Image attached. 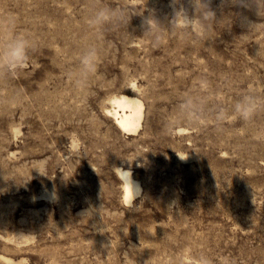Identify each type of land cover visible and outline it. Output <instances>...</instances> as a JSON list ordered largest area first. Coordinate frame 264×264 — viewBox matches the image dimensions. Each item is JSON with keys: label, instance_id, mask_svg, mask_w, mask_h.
<instances>
[{"label": "rangeland", "instance_id": "374dc122", "mask_svg": "<svg viewBox=\"0 0 264 264\" xmlns=\"http://www.w3.org/2000/svg\"><path fill=\"white\" fill-rule=\"evenodd\" d=\"M209 7L186 29L172 0H0V49L32 44L0 66V264H264V105L235 113L264 100V0ZM103 8L131 21L91 23ZM121 94L144 106L132 134L108 114Z\"/></svg>", "mask_w": 264, "mask_h": 264}, {"label": "clouds", "instance_id": "9594fccd", "mask_svg": "<svg viewBox=\"0 0 264 264\" xmlns=\"http://www.w3.org/2000/svg\"><path fill=\"white\" fill-rule=\"evenodd\" d=\"M172 3L174 5V14L171 25H173L174 22H176L179 18L183 20L184 27L186 29H192L197 19L202 20L204 17V13H201L199 17L197 16L198 6H203V8L206 10V14L213 19H216L215 13L209 7L210 0H192L195 12V15L192 18L189 17L188 10L181 4V0H172ZM238 3L241 6L247 7L249 6L250 0H238ZM176 5L180 6L175 7ZM131 18L132 16H128L126 18L125 12L123 10L103 8L95 14L91 23L100 24L112 19L124 22L126 19L131 21ZM143 23L145 25V31L150 30L152 24L160 25V23L153 17L144 19ZM253 25L254 24L249 25V30H251ZM31 47V42L23 33L15 34L9 37L2 49H0V66H3L7 69L19 67L27 58L28 50ZM97 59V50L94 47L85 50L81 56L82 71L85 74L88 72H94L96 70ZM10 102H12V100L0 101V103ZM262 105H264V100L261 98L252 95H245L239 102L236 103L235 113L239 118L247 121L252 118L257 109ZM220 118H223V116L221 115ZM195 264H211V261L206 257H201L195 262Z\"/></svg>", "mask_w": 264, "mask_h": 264}, {"label": "bare ground", "instance_id": "6f19581e", "mask_svg": "<svg viewBox=\"0 0 264 264\" xmlns=\"http://www.w3.org/2000/svg\"><path fill=\"white\" fill-rule=\"evenodd\" d=\"M111 107L108 109V114L123 133L132 134L142 126L144 106L137 97L116 95L111 99ZM117 174L122 180L124 201L130 203L135 195L140 192L139 181L131 176L128 169L119 168Z\"/></svg>", "mask_w": 264, "mask_h": 264}]
</instances>
